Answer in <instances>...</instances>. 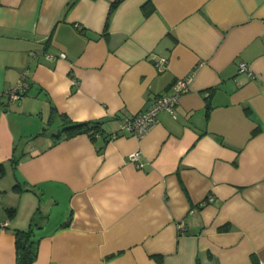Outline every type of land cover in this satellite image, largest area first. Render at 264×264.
<instances>
[{
  "label": "crops",
  "instance_id": "0c3cea01",
  "mask_svg": "<svg viewBox=\"0 0 264 264\" xmlns=\"http://www.w3.org/2000/svg\"><path fill=\"white\" fill-rule=\"evenodd\" d=\"M115 1L0 0V264L37 207L31 264H264V0ZM191 74L174 116L121 131Z\"/></svg>",
  "mask_w": 264,
  "mask_h": 264
},
{
  "label": "built area",
  "instance_id": "2783aa9c",
  "mask_svg": "<svg viewBox=\"0 0 264 264\" xmlns=\"http://www.w3.org/2000/svg\"><path fill=\"white\" fill-rule=\"evenodd\" d=\"M64 57V54H62ZM166 64L165 59H160L155 62L158 70H163ZM238 72L241 74H248L251 76V72L245 63H240ZM192 81V74L183 78L177 79L171 86V92L154 97L147 107L137 114L129 115L125 114L120 121L121 131L133 135L137 138H141L158 122V114L160 111H167L170 115L175 114V106L178 102V98L181 94L187 92ZM27 90V83L24 77H21L18 82L8 90V95L12 100H21ZM139 157V153L135 152L130 155L131 160L136 161ZM213 197L209 196L208 201H212ZM6 225V224H2Z\"/></svg>",
  "mask_w": 264,
  "mask_h": 264
},
{
  "label": "trees",
  "instance_id": "16d2710c",
  "mask_svg": "<svg viewBox=\"0 0 264 264\" xmlns=\"http://www.w3.org/2000/svg\"><path fill=\"white\" fill-rule=\"evenodd\" d=\"M120 0H116L113 6ZM100 122H71L64 120L63 128L61 133L65 137H72L80 133H87L90 137H93L99 132ZM60 135L58 134L57 137ZM3 165L0 164V176L3 173ZM15 190H26L29 191L31 188H21L19 184L13 186ZM40 201V198H39ZM15 213L14 208L8 209V214L12 216ZM46 217L41 215L39 207L36 208L35 212L30 218L28 227L25 229H16L14 231V246H15V264H31L37 258L38 245L41 239L40 229H42V221ZM252 264H260L257 258L251 256Z\"/></svg>",
  "mask_w": 264,
  "mask_h": 264
},
{
  "label": "rangeland",
  "instance_id": "374dc122",
  "mask_svg": "<svg viewBox=\"0 0 264 264\" xmlns=\"http://www.w3.org/2000/svg\"><path fill=\"white\" fill-rule=\"evenodd\" d=\"M54 129H56V128H54Z\"/></svg>",
  "mask_w": 264,
  "mask_h": 264
}]
</instances>
